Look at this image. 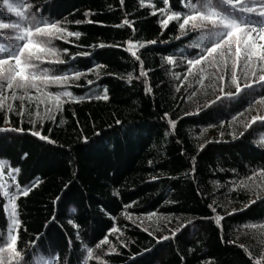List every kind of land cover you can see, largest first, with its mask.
Returning <instances> with one entry per match:
<instances>
[{
  "label": "trees",
  "instance_id": "16d2710c",
  "mask_svg": "<svg viewBox=\"0 0 264 264\" xmlns=\"http://www.w3.org/2000/svg\"><path fill=\"white\" fill-rule=\"evenodd\" d=\"M25 2L29 5L23 10L26 13L59 21V27L81 33L67 41L53 38L52 46L61 50L64 63L45 62L41 67L54 72L101 67L70 83L68 90L81 99L62 97L52 119L45 104L38 105L35 98L29 103L27 97L23 115H19L21 101L11 99V89L6 93L9 99L0 108V128L24 131H0V170L6 181L9 166L19 169L14 175L22 186L39 179L27 196L16 201L21 257L11 264H29L34 255L47 264H264V177L246 179L264 168V126L257 121L244 127L253 116H264V102L259 100L264 96V82L259 81V73L253 76L249 72L245 77L243 66H238L241 93L217 101L221 96L219 75L225 76L224 92H235V86L228 83L230 67H205L203 82L198 83L201 65L188 72L186 62L199 54V49L190 46L198 33L178 39L175 22L161 32L160 14L150 13L163 6L162 0H144L143 7L141 0H124L123 5L120 0ZM170 6L181 9L179 0H170ZM125 17L134 22L135 31L121 23ZM0 19H18L7 11L3 0ZM13 35L12 29H0V43ZM127 40L157 41L134 46L143 60L145 77L137 79L140 64L126 50ZM65 48L67 52L62 51ZM166 56H173V61L168 62ZM86 80L95 83L88 85ZM145 80L150 93L145 91ZM249 81L256 83L245 89ZM105 88L107 100L87 98L90 89L100 93ZM47 90L61 89L50 85ZM29 91L35 97V90ZM18 95H24L23 91L18 90ZM209 101L215 103L205 107ZM47 107L55 108V101H49ZM169 119L176 121L173 127ZM32 131L49 140L33 136ZM242 182L252 185V199L257 193L261 196L247 208L244 204L250 193L240 187ZM57 197L60 199L54 204ZM213 201L216 213L222 216L219 225L208 207ZM69 209L74 211L69 213ZM232 209L237 211L232 213ZM113 223L120 230L108 234L115 253L108 251V244L95 247ZM180 225L186 227L174 238L160 242L153 238L170 235ZM0 232L6 233L2 213ZM37 234L41 239L33 249L27 242ZM117 237L127 246L120 245ZM87 247L93 248V255L85 262Z\"/></svg>",
  "mask_w": 264,
  "mask_h": 264
},
{
  "label": "snow or ice",
  "instance_id": "6c2138e0",
  "mask_svg": "<svg viewBox=\"0 0 264 264\" xmlns=\"http://www.w3.org/2000/svg\"><path fill=\"white\" fill-rule=\"evenodd\" d=\"M181 5L180 10H173L170 6V0H162V7L154 8V11L150 15H156L159 13L161 18L158 19L157 23L160 27L161 32H163L170 22H175L177 26V31L179 32L178 39L180 37H186L189 33H198V35L193 40L190 45L193 48L199 49V54L192 58H187L186 62L188 64V72H191L192 66L201 65L198 83H202L204 79V68L208 66H218L220 64H225L230 67L231 75L228 83L235 86V92H224L225 76L219 75L217 80L219 81L221 96H217L216 100L219 101L223 99H231L235 95L241 93V84L238 82L237 78V68L238 66H243V75L248 76L249 72L253 76L259 73V81L264 82V0H179ZM120 4H124V0H120ZM3 5L9 13H15L18 18L12 22H6L0 19V29H12L15 33L13 36H9L7 42L0 43V108H3L5 102L9 99L6 95L7 91L11 89V99L20 100L21 108L19 115H23L24 103L23 101L27 97L28 102L31 103L33 98L39 104L46 105V111L49 113L48 118L52 119L51 113L54 111H59L62 105V97H67L73 101L81 99V97H75L68 90L70 83L79 80L84 73H91L95 68L101 67L100 65H93L82 71L65 70L63 72H54L48 67H41L42 64L47 62L48 64H61L64 61L60 58L61 50L52 46L53 38H61L67 41L68 37H79L81 35L78 31H68L64 27H59V21H49L38 15L28 14L25 9L29 8V5L25 0H3ZM144 6V0H141V7ZM88 13H85L87 16ZM92 23V21H88ZM79 24L81 21H75ZM100 23V22H97ZM123 25L132 28L133 31V21L125 17L122 22ZM27 25V26H25ZM120 25H117L119 27ZM66 33V35H64ZM156 40H146L144 42L127 40L126 50L131 54L135 60L139 61L140 70L139 76L145 77L147 72L143 66V60L137 52L134 50V46L144 47L146 45L155 44ZM103 47L105 45H99ZM109 46H119V45H109ZM67 52L65 48L62 50ZM77 55H80L79 53ZM83 55H88L87 52ZM75 59V56L71 57ZM185 59V57H181ZM165 59L168 62L173 61V56H166ZM228 61L231 64L228 65ZM132 74L128 73L129 79H131ZM99 78V77H97ZM187 79V76H185ZM88 85H93L95 82L93 80H86ZM183 83V81H181ZM256 81H249L245 85V89H250ZM53 85L61 89L58 91H48V86ZM78 86V85H77ZM34 89L36 92L35 97L29 91ZM18 90H22L24 95H18ZM145 91L146 93L151 92V86L145 80ZM195 95V93H192ZM47 98L44 99V98ZM107 100V89L105 88L103 92L98 93L95 89H90L87 95L88 99L92 98ZM55 101V108L47 107L49 101ZM261 102H264V96L259 97ZM215 103V101H209L208 105ZM9 108L12 105H8ZM247 110V109H245ZM189 113H185L188 115ZM237 113L236 115H240ZM164 117H168V113H164ZM232 120L236 119L234 115ZM5 121L7 122V116H5ZM259 121L261 126H264V116H253L248 124H245V129L249 128L253 122ZM63 121L61 120V123ZM116 123H120L117 121ZM221 124L224 122L221 121ZM243 123V122H241ZM170 127L176 124L175 120H168ZM229 127H231V122H229ZM15 131L23 132V128H12L4 129L0 128V131ZM33 136L39 137L41 140H49L47 136H42L38 131H32ZM167 134V133H166ZM232 134V133H230ZM244 133H240L242 136ZM233 138L236 137L233 134ZM85 143L87 138H84ZM53 142L54 141H49ZM210 142V141H209ZM207 143V142H206ZM204 147L203 144L199 146L200 150ZM183 154V150H181ZM27 153H24L26 156ZM194 160L195 157H192ZM2 163V161H0ZM19 169L12 168L9 166L7 180H4V172L0 170V213L4 214L6 217V233L0 232V264H5V253L7 254L8 264H11L12 260L21 257V251L18 248L19 241V226L21 221L18 219V204L16 203L19 196H27L31 188H34L38 183L39 179L35 178L30 185L22 186L18 180L15 178V173H18ZM194 172L195 169L193 168ZM264 177V168H258L253 171L246 179L251 181L253 177ZM157 179V177H153ZM68 185H65L67 188ZM241 188L248 189L250 196L244 207L247 208L250 205L256 203V200L261 199V196L257 193L256 199L251 198L252 185L247 183H241ZM259 187V186H257ZM200 194V193H198ZM3 198H6L3 199ZM60 197H57L53 203L55 204ZM213 201L208 205L214 215L215 222L219 225L222 216L216 213V207H213ZM126 205L124 207H128ZM103 210V206H102ZM74 209H69V213L73 212ZM237 209H232V213L236 212ZM232 213H228L229 215ZM145 216L151 217L152 213H145ZM126 218H131V214H128ZM55 220V215L51 218ZM115 218L113 217V220ZM74 227H78L74 222L69 219L68 221ZM135 223V221H133ZM47 227V225H45ZM186 227V225H180L179 228L170 230V235L160 236L158 238L153 236V233L148 231L147 228L144 229L149 236H153L157 239V242L167 240L169 238H174L176 234ZM255 227V225H251ZM15 229V232H14ZM120 230L116 227L115 223L113 226L106 230V234L102 237L100 241L97 242L96 246L99 248L102 244H108V251L111 253L116 252V247L111 244L108 239L109 233H117ZM6 234V239H5ZM122 235V233H120ZM41 239L40 234H37L36 239L27 242L35 249L38 245V241ZM119 240L120 245L126 247L124 240ZM228 243H234V241H228ZM242 249H245L244 245H239ZM149 251V249H145ZM245 251H247L245 249ZM86 255H83V260L86 262L90 256L93 255V248H86ZM251 256V253H248ZM100 259V257H97ZM29 264H47V262L40 256L34 255L29 261Z\"/></svg>",
  "mask_w": 264,
  "mask_h": 264
}]
</instances>
